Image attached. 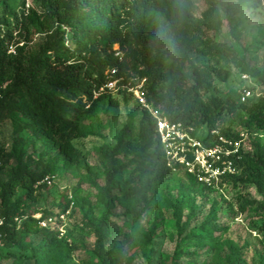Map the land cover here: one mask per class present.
I'll return each mask as SVG.
<instances>
[{
  "label": "trees",
  "instance_id": "1",
  "mask_svg": "<svg viewBox=\"0 0 264 264\" xmlns=\"http://www.w3.org/2000/svg\"><path fill=\"white\" fill-rule=\"evenodd\" d=\"M203 1L207 9L200 18L195 17L191 0H34L36 8L29 11L25 3L12 14L5 9L0 21V127L10 126L13 138L7 142L0 139V264L69 263L76 250L73 240L68 241L71 234L61 236L58 228L42 227L40 223L53 218L60 224V217L68 211V217H72L79 208L78 191L67 188L64 204L41 210V192L51 188L42 182L54 173V162L62 161L68 168L88 167L85 156L72 141L86 135L79 128L78 119L95 112L99 100L114 96L103 94L94 99V91L106 83V74L112 70L116 71L115 78L121 80L120 86L134 88L136 80L144 81L145 101L171 122L196 128L206 126L208 131L220 130L233 138L240 131L221 127L222 114L227 112L243 127L242 131L249 132L250 138L264 135V95L246 102L241 101L242 92L210 99L199 95L200 89L209 90L216 80L227 83L236 65L241 67L240 73L264 84L262 73L241 65L233 46L210 35L212 31L222 32L225 25L231 28L243 9L257 10L263 7V1ZM36 35H41V39L34 44ZM185 65L191 66L196 76L188 91L184 88L188 77L181 70ZM120 92L124 102L135 100L127 88ZM136 102L138 105L132 109L135 113L141 110ZM113 105L117 103L113 101ZM142 115L134 140L119 137L113 148L103 145L98 149L102 170L96 169L95 178H103L104 183L95 178L90 181L104 214L98 219L89 218V212L83 209L81 214L84 227L96 237L92 254L97 264H116L107 246L112 237L110 217L119 205L124 207L126 218L134 217L128 222L130 248L141 250L151 262L157 225L146 230L138 221L137 210L140 206L145 210L155 201L159 188L173 178V171L184 172L194 189L214 191L198 184L179 165L169 166L154 119L147 110L142 109ZM26 131L57 149L54 162L49 147L37 160L26 157L27 148L19 136ZM10 140L12 145L8 147ZM254 140L250 144L252 153L244 154L239 162L240 174L225 179L221 189L225 185L253 186L263 200L242 199L240 212L254 208L264 214V146ZM32 159L35 170L29 163ZM132 166L136 167L138 178H119ZM170 207L182 237L195 210L189 209L183 222L179 204ZM40 212L42 217L35 218ZM254 226L264 234V216ZM200 229L208 235L222 230L211 220L204 221ZM33 235L42 236L38 244L30 241ZM22 251L30 256L17 255ZM239 261L240 255L236 254L228 257L226 263Z\"/></svg>",
  "mask_w": 264,
  "mask_h": 264
},
{
  "label": "rangeland",
  "instance_id": "2",
  "mask_svg": "<svg viewBox=\"0 0 264 264\" xmlns=\"http://www.w3.org/2000/svg\"><path fill=\"white\" fill-rule=\"evenodd\" d=\"M191 1L194 5L195 17L200 18L207 9V3L203 0ZM261 1H263L262 8L254 11L243 9L231 28L225 25L222 32L215 33L212 31L210 35L214 36L218 42L233 46L241 65L264 75V0ZM23 3H25L26 11H29L32 7L36 8L34 0H0V21L5 9L6 12L12 14L15 10H19ZM40 39L41 35H36L34 44H37ZM169 68L170 63L167 66V69ZM181 70L188 77L184 87L188 91V87L195 83L196 76L193 75L192 67L189 65H185ZM240 71L241 67L236 65L233 69V75L227 83L216 80L209 90L200 89L199 95L205 99H210L220 94L239 93L243 92L244 88H251L253 97L263 96L264 84L262 81L255 77H250L249 81H243L241 78L243 73H240ZM142 86V82L135 81L134 89L141 90ZM133 96L135 97L134 94ZM135 100L126 103L123 100V95L119 92V94L99 100L95 112L85 114L78 119L79 128L86 135L74 139L72 144L75 149L85 156L88 167L83 165L68 168L62 161L55 163L57 149H53V146L41 141L31 131L19 135L27 148L26 157L32 156L37 160L44 154L45 147L51 149V155L49 156L55 166L54 173L50 175L53 183L48 186L51 187L49 190L41 192L43 199H41L39 209H50L53 205L64 204L63 194L67 188H76L78 191L79 208L72 217L65 216L60 221L61 227L66 233L71 234L72 239L68 238V241L71 240L72 243L73 240L74 245H76V250L72 252L68 264H97L98 262L92 254L96 237L91 230L84 227L81 221L82 209L89 212L88 217L91 219H98L104 214L103 207L98 203L97 190L90 181L91 178L96 177V169L102 170L98 149L103 145H109L113 148L119 137L135 139L143 116L141 106L140 112L135 113L132 111L135 105H138L137 100ZM113 101L117 105H113ZM222 118L221 127L230 128L234 132L243 130L236 119L227 112H223ZM243 118L246 120V114H243ZM204 128L206 129V126ZM259 135L258 139L251 136L250 144L251 140L255 139L254 141L257 140L264 146V135L262 133ZM10 138H13L11 127L1 126L0 139L7 142ZM10 143L11 140L8 147L12 145ZM29 163L32 169L35 170L33 159ZM11 164L13 165L14 162H11ZM135 170L136 167L132 166L124 171L119 178L123 180L138 178L139 175ZM96 180L100 184L104 183L103 178H97ZM167 184V186L159 188L158 197L150 206L145 210H143L144 206H140L137 210L138 221L146 230L150 229L153 224L157 225L151 262L146 260L141 250L131 249L130 243L127 241V236L131 231L128 222L133 221L134 217L126 218L123 215L125 209L120 205L113 211V215L110 217L112 237L107 248L112 250L116 264H227V258L236 254L240 255V261L236 264H264V234L254 226L255 223L263 219L264 214L254 208L243 213L240 212L242 199L263 200L253 186H239L236 188L225 185L221 190L204 192L198 188L194 189L185 173L180 171H173V178ZM36 194L39 196L38 192ZM151 196L152 193L149 194V197ZM171 204H179L183 222L187 219L189 209L193 208L195 210V215L182 237H179L178 230L175 227ZM40 216L42 217V212L36 214L35 218ZM206 220H211L213 224L220 226L222 230L212 235L203 234L200 228ZM54 221L58 222L57 220ZM60 224L53 225L57 227ZM199 238L205 239L200 240ZM41 239V235H33L30 241L35 245ZM183 251L185 252L184 255H182ZM1 252L4 254V251ZM16 253L23 257L30 256L29 252ZM6 264H10V262ZM25 264L34 263L27 261Z\"/></svg>",
  "mask_w": 264,
  "mask_h": 264
},
{
  "label": "built area",
  "instance_id": "3",
  "mask_svg": "<svg viewBox=\"0 0 264 264\" xmlns=\"http://www.w3.org/2000/svg\"><path fill=\"white\" fill-rule=\"evenodd\" d=\"M106 75H108L107 81L98 90L94 91V99L103 94H119L121 88H127L129 92H132L140 106L147 110L154 119L160 146L169 166L179 165L188 174L194 176L198 184L212 190H221V184L225 179L240 174L239 162L242 161L244 154L252 153L249 132L240 131L236 137L232 138L224 136L220 130L208 131L203 127L196 128L171 122L147 104L142 93L143 86L141 90L120 86L121 80L115 78V70ZM241 78L243 81H249L250 76L243 74ZM142 84H144V81ZM252 97L253 92L250 89H245L242 92L241 101L246 102ZM42 183L51 186L53 183L52 177L47 176ZM70 199H72V196H70ZM69 213L68 211L60 219H64ZM40 218L41 216L37 219ZM2 224L3 222L0 221V225ZM53 224H57L53 218L40 223L42 227L52 226ZM52 227L56 226L53 225ZM56 228L60 231L61 236L66 234L61 225ZM1 237L0 235V244Z\"/></svg>",
  "mask_w": 264,
  "mask_h": 264
}]
</instances>
